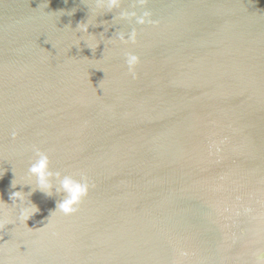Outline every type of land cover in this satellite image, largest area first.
I'll return each mask as SVG.
<instances>
[{
    "label": "water",
    "instance_id": "obj_1",
    "mask_svg": "<svg viewBox=\"0 0 264 264\" xmlns=\"http://www.w3.org/2000/svg\"><path fill=\"white\" fill-rule=\"evenodd\" d=\"M0 264H264V0H0Z\"/></svg>",
    "mask_w": 264,
    "mask_h": 264
},
{
    "label": "clouds",
    "instance_id": "obj_2",
    "mask_svg": "<svg viewBox=\"0 0 264 264\" xmlns=\"http://www.w3.org/2000/svg\"><path fill=\"white\" fill-rule=\"evenodd\" d=\"M107 4L108 11L116 9L120 0H103ZM89 25L83 26V31L87 32ZM127 65L130 72L134 73L135 66L138 63V57L135 54H129L127 57ZM29 173L35 177L38 185L37 189L51 196V192L55 189L56 192H63L64 199L58 203L60 208L65 214H69L74 211V205H76L88 192V184L86 182L77 181L71 176H64L61 178L60 173H53L50 167V157L47 153L40 150H36V158L29 167ZM53 176H55L56 183H53ZM25 192L16 191L11 195L12 200L23 202L25 199ZM37 212L39 208L30 210L28 207L21 208V216L26 217V222Z\"/></svg>",
    "mask_w": 264,
    "mask_h": 264
}]
</instances>
